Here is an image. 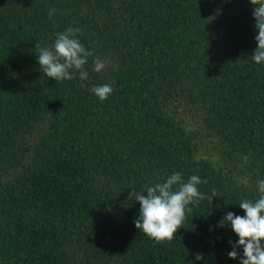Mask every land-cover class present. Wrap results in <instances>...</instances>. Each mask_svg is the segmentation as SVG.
<instances>
[{"label": "trees", "instance_id": "16d2710c", "mask_svg": "<svg viewBox=\"0 0 264 264\" xmlns=\"http://www.w3.org/2000/svg\"><path fill=\"white\" fill-rule=\"evenodd\" d=\"M252 13L250 0H0V264H240L218 224L264 179ZM68 27L94 56L87 80L55 82L35 45ZM104 84L101 102L90 89ZM177 171L217 197L156 244L129 196Z\"/></svg>", "mask_w": 264, "mask_h": 264}, {"label": "clouds", "instance_id": "9594fccd", "mask_svg": "<svg viewBox=\"0 0 264 264\" xmlns=\"http://www.w3.org/2000/svg\"><path fill=\"white\" fill-rule=\"evenodd\" d=\"M250 3L253 6L254 27L258 32L255 36L257 48L251 59L261 65L264 64V0H250ZM80 35V28L68 27L56 33L51 47H42L40 43L35 45V55L43 74L55 82L73 80L77 73L80 80L88 79L89 73L85 66L94 53L81 43ZM105 67V61L98 57L93 59V71L100 73ZM90 91L103 102L113 93V88L110 84H104L93 86ZM207 183V180H201L197 175H191L185 180L183 174L177 171L159 182L145 186L141 192L132 189L129 198L134 197L140 205L139 216L134 220L135 227L156 244L172 242L178 229L183 227L187 214L192 212V206H199L205 200L212 203L213 198L217 197L215 189L211 196L201 192L199 186ZM256 184L255 197L241 199L238 204L245 215L227 212L218 224L219 227L230 224L238 236L228 256L236 259L239 255L237 249L242 247L240 264H264V179H257ZM195 259H203L202 254L197 253Z\"/></svg>", "mask_w": 264, "mask_h": 264}]
</instances>
